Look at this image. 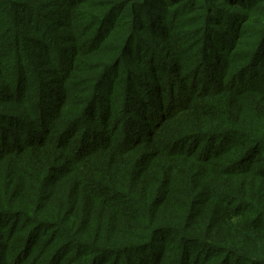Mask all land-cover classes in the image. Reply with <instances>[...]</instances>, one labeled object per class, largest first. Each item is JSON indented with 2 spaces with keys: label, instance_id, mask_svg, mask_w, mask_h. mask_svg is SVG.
Returning <instances> with one entry per match:
<instances>
[{
  "label": "trees",
  "instance_id": "16d2710c",
  "mask_svg": "<svg viewBox=\"0 0 264 264\" xmlns=\"http://www.w3.org/2000/svg\"><path fill=\"white\" fill-rule=\"evenodd\" d=\"M120 1L117 6L111 2L107 10L123 8L128 18L118 22L124 23V30L113 49L117 55L89 72L96 76L90 84L95 90V82L109 78L112 68H126L119 72L120 77L126 75V91L118 94L123 106L113 100L108 114L84 109L83 118L73 116L59 125L43 121L34 127L22 120L24 128L17 137L10 129L0 131V228L6 220L9 226L0 232V264H190V243L208 248L203 264H231L241 245L221 233L232 225L244 189L253 208L245 214L256 217L251 223L235 217V232L255 235L264 228V104L254 103L256 126L247 124L233 108L222 110L227 120L219 135L231 152L225 161L223 189L211 182L195 185L188 174L186 189L174 195L164 182L161 165L164 160H180L190 147L201 146L198 137L203 131L198 124L177 118L185 105L177 107L176 97L168 95V82L179 67L167 54L162 60L165 48L158 33L162 25L155 19L167 0ZM194 1L192 13L205 16V22H217L219 37L232 46L237 26L249 32L252 64L261 63L264 0L232 1V36L224 16L218 18L221 0ZM84 2L62 0L66 8ZM111 33L102 35L100 43ZM217 44L216 39L211 41L208 51H218ZM207 54V64L216 72V58ZM76 62L79 58L72 60L70 70L79 71ZM239 86L244 88L243 83ZM99 87L96 93H88L90 106L109 103L110 90L101 83ZM102 115L112 118L107 133L94 126ZM118 116L122 119L115 121ZM245 160L250 162L243 164ZM193 165L192 161L190 169ZM178 170L184 174L181 167ZM78 176L83 180L73 191L74 199L64 203L66 194L60 189ZM206 217L215 224L211 233L204 229ZM167 235L177 239L167 243ZM156 250H160L157 259L154 254H150L152 261L142 257ZM219 250L230 255L223 259ZM198 263L197 258L194 264Z\"/></svg>",
  "mask_w": 264,
  "mask_h": 264
},
{
  "label": "rangeland",
  "instance_id": "374dc122",
  "mask_svg": "<svg viewBox=\"0 0 264 264\" xmlns=\"http://www.w3.org/2000/svg\"><path fill=\"white\" fill-rule=\"evenodd\" d=\"M232 1L221 0L218 12V15L221 14L218 16L220 20L224 16L223 23L231 29V36L232 13L235 14ZM111 2H115L116 6L121 3L120 0H85L82 4H69V8H66L62 0H0V131L10 129L17 137L24 128L23 121H29L34 127L39 122L43 124V121H55L59 125L73 116L83 118L84 109L104 114L110 112V101H119L118 94L126 91V75L119 76V72L126 68H112L109 78L95 82V90L90 88V84L96 76L89 71L99 67L106 59H115L117 55L113 49L119 45L118 33L124 30V23L119 25L118 22L128 18L123 14V8L108 13ZM193 2L167 0L155 13V19L162 25V30L158 32L159 41L165 48L162 60L166 59L167 54L179 67V71L173 72L168 82V86H171L168 95L176 97L177 107L185 105L177 118L189 125L198 124L203 131L202 136L198 137L201 146L190 147L180 160H164L161 165L164 182L176 196L180 190L186 189L188 174L195 185L198 182H211L219 191L223 189L226 185L224 166L228 163L225 161L231 152L227 142L224 143V138L219 135L222 128L226 127L227 120L222 110L225 112L233 108L247 124L256 126L258 118L254 114V103L264 104V49L259 53L261 63L253 65L249 53V32L237 26L234 30L237 40L232 46L226 38L219 37L217 22H205V16L199 18L192 13ZM242 15H247V12ZM107 31L112 33L100 43ZM94 35L96 40L93 39ZM215 39L218 51H208L207 47ZM96 46L99 48L96 49ZM207 52L216 58L219 67L216 72L211 71L207 64ZM74 58H79V62L75 63L79 71L70 70ZM65 64L68 70L62 72ZM100 73L102 75L103 70ZM99 83L110 90L107 92L109 103L90 106L91 94L88 93H96L100 88ZM241 83L244 88L239 86ZM167 98L170 99V96ZM117 103L123 106L122 101ZM111 119L102 115L98 120L99 125L94 126L102 133H107L110 129L108 124H113ZM121 119L118 116L115 121ZM11 126L15 127L7 128ZM192 161L194 165L190 169ZM249 162L245 160L243 164ZM177 167H181L184 174ZM81 180L83 177L78 176L76 182L70 178L64 183L60 189L66 194L64 203L71 201L70 197L74 199L73 191ZM239 184L234 185L235 190H239ZM249 200L244 189L243 200L236 206L238 210L233 212L232 225L221 233V237L232 238V241L241 245V252L232 257L231 264H264L259 263L264 260V228L260 234H255L258 237L249 234L240 236L235 232V217L243 216L248 223L256 217L246 215L247 211H253ZM7 222L4 221L0 232L9 227L5 226ZM214 225L205 218L204 229L207 233H211ZM166 237L167 243L177 239L169 235ZM190 248V264H194L197 258L198 264H203L202 259L208 248L201 243H190ZM158 251L142 257L152 261L150 254H154L157 259ZM219 254H222L223 259L226 254L230 255L221 250Z\"/></svg>",
  "mask_w": 264,
  "mask_h": 264
}]
</instances>
